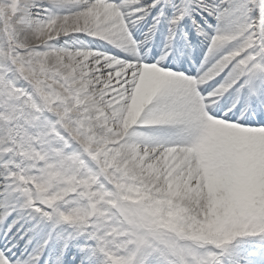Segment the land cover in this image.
Wrapping results in <instances>:
<instances>
[{"label": "snow or ice", "instance_id": "obj_1", "mask_svg": "<svg viewBox=\"0 0 264 264\" xmlns=\"http://www.w3.org/2000/svg\"><path fill=\"white\" fill-rule=\"evenodd\" d=\"M0 264H264V0H0Z\"/></svg>", "mask_w": 264, "mask_h": 264}]
</instances>
